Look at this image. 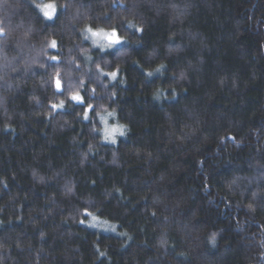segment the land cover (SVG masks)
Listing matches in <instances>:
<instances>
[{
	"label": "trees",
	"instance_id": "16d2710c",
	"mask_svg": "<svg viewBox=\"0 0 264 264\" xmlns=\"http://www.w3.org/2000/svg\"><path fill=\"white\" fill-rule=\"evenodd\" d=\"M0 32V264H264V0H0Z\"/></svg>",
	"mask_w": 264,
	"mask_h": 264
},
{
	"label": "snow or ice",
	"instance_id": "6c2138e0",
	"mask_svg": "<svg viewBox=\"0 0 264 264\" xmlns=\"http://www.w3.org/2000/svg\"><path fill=\"white\" fill-rule=\"evenodd\" d=\"M36 7L40 8L41 12L43 13V16L49 20L52 21L53 19H56L57 15H58V9L56 7V5L54 3H49V4H45L43 6L41 5H36ZM129 27H136L135 25L129 24ZM138 31H142V29H137ZM0 34H2V32H0ZM85 40L88 39H92L93 42V46L94 47H99L102 51L106 48H111L117 45H121L124 41H122V39L118 36L117 32L113 29L112 31H104L103 29L99 30V31H95L93 30L91 27L85 28L84 29V37ZM100 40H106L108 43L107 44H100L98 43V41ZM48 47L52 48V49H56L58 47L57 45V41L56 40H50L48 42ZM86 51V50H85ZM46 55H48V53H45ZM49 59L51 61L54 62H59V57L56 55H51L49 56ZM75 67H79V65H75ZM97 70L100 72L101 76H109L112 78V80H115L117 78L118 75V70L117 71H112V72H104L103 69L100 68V65L97 64ZM164 65H161L160 68L156 69V72L159 73L161 72V70L164 68ZM153 73L149 72L148 76H152ZM55 87L58 91H62V84H61V80L59 79L60 77V72L59 69H57L56 73H55ZM83 86V85H81ZM91 92L94 94L95 93V89H92ZM70 95V99L76 103L79 104H84V99L81 96L79 90H75V91H71L69 93ZM53 109H63L64 108V101L61 100L59 102V104H53L51 106ZM92 111V105L91 104H87L86 105V110L84 111V115L83 118L85 120L89 119V113ZM105 111H107L105 109ZM98 114V113H97ZM109 116H114L115 112H108ZM105 123V140L110 141L111 143L115 144L116 140H115V133L119 132L121 136L124 135V131L123 128H117V127H112V128H108L107 126V120H104ZM87 214H91V213H87ZM84 221H81V223H83ZM113 231H115V228L113 227ZM215 235L212 236V242L213 244L215 243ZM103 255V254H101Z\"/></svg>",
	"mask_w": 264,
	"mask_h": 264
},
{
	"label": "rangeland",
	"instance_id": "374dc122",
	"mask_svg": "<svg viewBox=\"0 0 264 264\" xmlns=\"http://www.w3.org/2000/svg\"><path fill=\"white\" fill-rule=\"evenodd\" d=\"M92 42V39H88ZM93 43V42H92ZM98 43L100 44H107L108 42L106 40H100L98 41ZM117 46H120V45H117ZM117 46H114V47H111V48H106L104 50H107V49H113ZM104 120H107V126L108 128H112V127H117V128H120L122 126H120L117 121H116V118L114 116H109L108 114H105L103 116H101V122H102V126H103V130H102V134H103V137H105V123H104ZM123 128V127H122ZM123 131H124V135L121 136L119 132H116L115 133V140H116V143L118 142V139L120 137H124L125 136V129L123 128ZM104 142L107 143V144H113L111 143L110 141H107L105 140L104 138ZM115 143V144H116ZM89 220H88V223L87 225L93 229H96V230H99L100 232H103V233H114L116 234L117 233V226L110 223V222H107L105 220H102L100 218H98L97 216L95 215H89ZM113 227L115 228V231H113Z\"/></svg>",
	"mask_w": 264,
	"mask_h": 264
},
{
	"label": "clouds",
	"instance_id": "9594fccd",
	"mask_svg": "<svg viewBox=\"0 0 264 264\" xmlns=\"http://www.w3.org/2000/svg\"><path fill=\"white\" fill-rule=\"evenodd\" d=\"M3 7H4V9H9V8H12L13 6L12 5H9V4H7V3H4L3 4ZM61 7H70V5L69 4H62L61 5ZM9 12L8 11H5L4 12V20H7L8 19V16H9ZM53 20H55V19H53ZM84 55L87 57V59L90 61L91 60V56L88 54V50H86L85 52H84ZM41 66H43V65H41ZM61 70H59V72H60ZM55 73L56 72H54L53 73V75L55 76ZM84 83H85V80H81V83H80V85L78 86L79 88H83V86H84ZM81 85H83V86H81ZM113 95H115V93H113Z\"/></svg>",
	"mask_w": 264,
	"mask_h": 264
}]
</instances>
